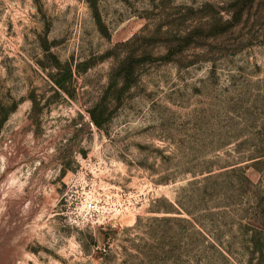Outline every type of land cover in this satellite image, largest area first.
<instances>
[{"label": "rangeland", "instance_id": "obj_1", "mask_svg": "<svg viewBox=\"0 0 264 264\" xmlns=\"http://www.w3.org/2000/svg\"><path fill=\"white\" fill-rule=\"evenodd\" d=\"M1 244L264 264V0H0Z\"/></svg>", "mask_w": 264, "mask_h": 264}, {"label": "built area", "instance_id": "obj_2", "mask_svg": "<svg viewBox=\"0 0 264 264\" xmlns=\"http://www.w3.org/2000/svg\"><path fill=\"white\" fill-rule=\"evenodd\" d=\"M77 206L78 217L80 218H88L91 217L96 211H98V199L95 197H84Z\"/></svg>", "mask_w": 264, "mask_h": 264}, {"label": "bare ground", "instance_id": "obj_3", "mask_svg": "<svg viewBox=\"0 0 264 264\" xmlns=\"http://www.w3.org/2000/svg\"><path fill=\"white\" fill-rule=\"evenodd\" d=\"M11 251H12V249L9 246H7V245L5 246L2 244L0 245V264H9V262H11V261H9L10 255L12 254Z\"/></svg>", "mask_w": 264, "mask_h": 264}]
</instances>
